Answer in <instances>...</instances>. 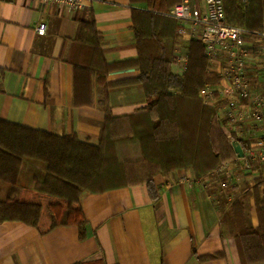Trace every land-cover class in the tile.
<instances>
[{"label":"crops","instance_id":"crops-1","mask_svg":"<svg viewBox=\"0 0 264 264\" xmlns=\"http://www.w3.org/2000/svg\"><path fill=\"white\" fill-rule=\"evenodd\" d=\"M189 1L201 6L205 0ZM144 7V0H83L79 10L69 11L29 0H0V118L97 144L104 111L96 78L93 103L74 104L70 58L78 22L95 19L108 63L135 60L139 50L133 12ZM41 19L45 32L36 29ZM176 20L174 52L189 55L188 42L198 37L182 35L179 29L189 26ZM139 72V66L127 65L109 71L106 80L133 79ZM109 98L118 116L146 104L140 83L113 86ZM38 171L39 164L25 159L19 181L32 186ZM250 178L238 173L224 188L226 174L218 168L199 177L190 168L177 169L154 173L153 193L145 182L83 192L80 204L88 222L84 239L75 225L41 234L33 226L7 220L0 223V264H242L231 206L244 200ZM246 200L247 223L256 227L254 196Z\"/></svg>","mask_w":264,"mask_h":264},{"label":"trees","instance_id":"trees-1","mask_svg":"<svg viewBox=\"0 0 264 264\" xmlns=\"http://www.w3.org/2000/svg\"><path fill=\"white\" fill-rule=\"evenodd\" d=\"M176 2L144 0V8L134 9L139 55L130 61L108 63L95 19L79 20L70 58L74 104L93 103L96 78L102 87L98 103L104 111L97 144L0 118V223L20 221L41 234L75 225L84 239L88 222L80 204L83 192L145 182L153 193L154 173L190 168L195 176H203L236 156L234 141L247 145V140L228 133L215 109L201 100L200 90L219 77L207 70L208 58L199 39L188 42L186 69L180 74L172 71L178 22L168 11ZM223 4L228 23L262 28L264 0H223ZM132 64L140 68L133 79L106 80L112 69ZM127 83L142 85L146 104L131 114L114 115L109 89ZM25 159L42 169L32 186L19 181ZM244 190V200L236 199L231 206L241 263L264 264V174L245 182ZM251 195L259 218L256 227L247 223L246 199Z\"/></svg>","mask_w":264,"mask_h":264},{"label":"built area","instance_id":"built-area-1","mask_svg":"<svg viewBox=\"0 0 264 264\" xmlns=\"http://www.w3.org/2000/svg\"><path fill=\"white\" fill-rule=\"evenodd\" d=\"M29 1L69 11L83 6V0ZM169 13L188 24V30L179 29L182 35L196 36L203 43L208 69L219 77L200 90L203 104L215 109L228 133L248 141L245 147L233 142L241 145L243 154L236 153L218 167L226 174L221 186L229 187L238 170L252 178L264 174V24L260 29H250L228 23L223 0H205L201 6L182 0ZM36 29L45 32L46 22L41 19ZM187 62V52H174L175 73H182Z\"/></svg>","mask_w":264,"mask_h":264},{"label":"water","instance_id":"water-1","mask_svg":"<svg viewBox=\"0 0 264 264\" xmlns=\"http://www.w3.org/2000/svg\"><path fill=\"white\" fill-rule=\"evenodd\" d=\"M234 149H235V152L239 155V156H242L243 154V149L241 147V145L239 143H236L234 145Z\"/></svg>","mask_w":264,"mask_h":264},{"label":"rangeland","instance_id":"rangeland-1","mask_svg":"<svg viewBox=\"0 0 264 264\" xmlns=\"http://www.w3.org/2000/svg\"><path fill=\"white\" fill-rule=\"evenodd\" d=\"M238 173H240V170H239V171H237V174H238ZM240 186H241V184H240ZM229 187H230V186H229Z\"/></svg>","mask_w":264,"mask_h":264}]
</instances>
